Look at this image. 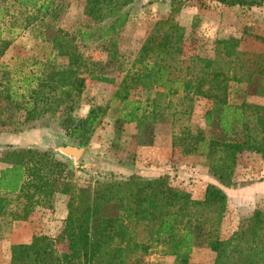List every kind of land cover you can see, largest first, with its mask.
Wrapping results in <instances>:
<instances>
[{
  "label": "trees",
  "instance_id": "1",
  "mask_svg": "<svg viewBox=\"0 0 264 264\" xmlns=\"http://www.w3.org/2000/svg\"><path fill=\"white\" fill-rule=\"evenodd\" d=\"M134 1L85 0L84 14L96 22H110L97 28L80 27L74 34L54 31V58L65 57L66 66H51L22 79L19 73L15 79L0 62V99L6 103L2 109L23 108V121L29 124L46 114L56 115L63 102L72 103L85 87L84 72L92 79L113 82L97 73L94 62L78 55V43L109 40L115 45L114 39L129 19L126 7ZM215 1L229 7L264 5V0ZM55 2L0 0V58L17 34L46 17ZM9 6L22 15L21 22L13 21L19 28L5 24V17H11ZM180 8L171 3V14ZM37 31L43 40L41 30ZM254 37L264 44V37ZM183 38V27L170 18L156 21L111 101L118 105L117 121L141 126L169 115L174 123L190 114L196 97L210 100L211 107L204 114L210 134H193L186 128L183 135H173L172 145L181 146L185 155L204 156L215 183L206 185L202 199L165 185L159 177L143 178L135 173L78 185L68 181L75 172L69 160L49 150L8 148L0 158L6 164L0 170V220H27L36 207L51 208L56 192L69 196L63 229L67 250L60 252L50 236L36 235L29 243L11 245L10 264H145L143 256L154 246L174 256L173 264H206L190 260L197 247L214 254L210 264H264V207L252 212L245 227L220 239L228 200L224 188L232 186L238 154L252 151L264 160V106L230 100L233 84L242 85V96L264 95V50L249 53L239 49L237 38L218 39L213 58L193 55L184 65L180 59ZM137 88L162 91L144 101L130 99V91ZM107 108L91 107L81 127L71 130V139L86 146ZM68 109L64 111L70 119Z\"/></svg>",
  "mask_w": 264,
  "mask_h": 264
},
{
  "label": "rangeland",
  "instance_id": "2",
  "mask_svg": "<svg viewBox=\"0 0 264 264\" xmlns=\"http://www.w3.org/2000/svg\"><path fill=\"white\" fill-rule=\"evenodd\" d=\"M171 3L181 8L171 14ZM85 0H56L49 14L34 22L27 29L20 31L0 62L7 65L16 79L20 73L38 75L51 66L67 65L65 57H55L52 50L54 31L61 30L69 34L78 28L90 25L93 28L110 22H96L84 14ZM129 19L124 29L114 39L96 40L78 43V55L94 62L98 74L113 79L105 82L92 79L86 72L85 87L72 103L63 102L54 116L46 114L40 119L25 124V110L21 107L2 109L5 101L0 99V158L4 150L16 147H32L49 150L56 157L69 160L75 169L69 182L88 185L94 180L116 177L127 178L138 174L143 178L159 177L165 185L191 193L195 199H202L206 185L216 181L206 165L204 156L185 155L182 147L172 145L173 135L184 134L185 129L193 134L201 131L210 134L205 124L204 114L211 107V101L196 97L188 116L182 115L176 122L171 115L166 120L155 123H136L117 121L119 109L112 102V96L125 72L130 68L145 37L158 20L169 19L184 29L181 62L186 65L193 55L213 58L215 42L218 39L234 37L240 40L239 49L254 53L264 50V44L254 36L264 37V5L262 6H224L215 0H135L126 7ZM11 17H5V24L10 28L16 20L21 22L18 10L9 6ZM32 11H26L30 13ZM3 21V22H4ZM35 28V31L33 29ZM41 30L43 40L36 36ZM7 39L10 35L5 34ZM51 55L49 60L48 57ZM93 64L90 67L93 68ZM242 85L233 84L230 100L239 102L245 99L249 103L264 106V95H241ZM160 88L131 90L129 98L144 101L153 98ZM175 97V96H174ZM54 100V99H53ZM176 103V100H174ZM53 103L51 105H55ZM107 106L101 123L92 133L88 144L75 161L62 154L58 146L73 144V128L81 127L84 117L91 107ZM71 107L72 118L67 119L64 108ZM177 107V106H176ZM174 108L170 109L172 112ZM177 110V109H176ZM182 142V141H181ZM81 147V146H80ZM6 166L0 161V170ZM228 200L224 214L220 239H227L234 231L245 227L248 218L256 208L264 207V160L252 151L238 154L233 173V183L224 188ZM69 196L56 192L52 197L51 208L36 207L27 220H12L5 217L0 220V264H10V247L13 244L29 243L36 235H47L56 241L60 252L68 247L63 232L67 215ZM214 254L204 247H197L190 256L192 262H212ZM145 264H173L174 256L163 254L160 247H152L144 256Z\"/></svg>",
  "mask_w": 264,
  "mask_h": 264
},
{
  "label": "water",
  "instance_id": "3",
  "mask_svg": "<svg viewBox=\"0 0 264 264\" xmlns=\"http://www.w3.org/2000/svg\"><path fill=\"white\" fill-rule=\"evenodd\" d=\"M58 149L62 154L73 158L75 161L83 152L82 147L73 144H62L58 146Z\"/></svg>",
  "mask_w": 264,
  "mask_h": 264
},
{
  "label": "crops",
  "instance_id": "4",
  "mask_svg": "<svg viewBox=\"0 0 264 264\" xmlns=\"http://www.w3.org/2000/svg\"><path fill=\"white\" fill-rule=\"evenodd\" d=\"M211 182H213V183H215L214 181H211ZM210 183V182H209ZM203 198V197H202Z\"/></svg>",
  "mask_w": 264,
  "mask_h": 264
}]
</instances>
